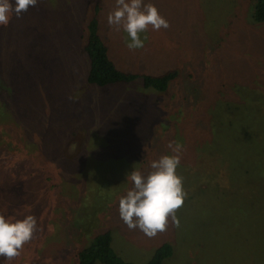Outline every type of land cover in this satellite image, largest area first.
<instances>
[{"label":"rangeland","instance_id":"rangeland-1","mask_svg":"<svg viewBox=\"0 0 264 264\" xmlns=\"http://www.w3.org/2000/svg\"><path fill=\"white\" fill-rule=\"evenodd\" d=\"M258 1L143 0L153 4L170 27L157 31L149 26L140 33L144 47L136 50L127 47L130 37L122 28L107 23L115 0H38L20 18L13 15L7 26H0V174L5 178L0 179V205L9 198L5 211L17 220L32 215L26 205L34 202L28 198L33 188L44 200L48 194L46 200H56L52 182L44 183L46 176L28 178L17 171L18 150L31 154L24 162L32 168L46 167L55 180H66L81 191L64 218L52 216L59 221L56 231L43 219L21 254L11 262L0 257V264H77V252L91 244L94 232L105 230L113 232L118 253L136 264H144L150 251L165 241H174L178 252L168 264H264V23L253 18ZM98 6L100 34L120 69L151 75L177 71L170 90L175 97L164 113L172 114L176 102L190 96L186 84L193 86L192 98L199 99L202 90L207 105L223 103L230 113L218 120L219 132L200 136L206 144L214 139L208 154L192 143L181 159L179 165L199 177L193 184L183 179L186 203L176 213L178 220L185 218L183 230L169 221L165 232L149 238L138 228L130 230L120 218L119 200L132 187L131 171L150 173L151 162L158 160L144 146V138L152 137L153 129L160 137L163 120L151 117L157 105L137 85L100 89L87 84L84 28ZM60 59L67 60L70 69ZM59 76L70 81L52 88L51 81ZM182 86L185 91L180 92ZM116 117L124 126L112 128L110 118ZM71 123L81 130L62 149L58 142ZM89 136L93 139L88 145ZM56 145L58 152L50 148ZM110 165L107 172L97 170ZM77 174L82 182L72 180ZM203 188L209 208L192 210L189 199ZM12 198L19 199L20 211ZM88 208L89 217L83 214ZM78 213L92 228L85 230L89 234L84 239L75 221Z\"/></svg>","mask_w":264,"mask_h":264},{"label":"trees","instance_id":"trees-1","mask_svg":"<svg viewBox=\"0 0 264 264\" xmlns=\"http://www.w3.org/2000/svg\"><path fill=\"white\" fill-rule=\"evenodd\" d=\"M96 9L97 10L95 14L90 18L89 22L86 24L84 28L85 32L88 34L87 43L85 46V52L89 59L87 84L89 86L97 87L100 89L113 87L114 85L115 86L128 85V84L137 85L138 88L140 89L139 90L140 92L141 90H143L142 95L148 94L151 96V98H153L151 100L153 103H156L157 106L154 105L152 106L154 112L151 113V117L155 120H158V118L160 117L163 120L161 124L162 131L159 137L158 131L156 129L154 131L153 129L156 125H153L151 128L153 129V133L155 134V137L154 134H152V137L146 136L144 139L147 141L144 146H147L146 148H151L148 149V151H151L154 155L158 157V159L163 155L174 154L173 152H170V148H168L169 142H173L174 144L178 143L181 145V152H180L181 159L188 156L187 148L192 143H195L200 148L203 147L201 152H205L208 154L206 150H208V145L214 142L213 141L214 139L209 144H206L205 140L200 138V136H205L208 133H211V131L215 133L221 130L222 127L216 126L218 124L217 123L218 120L221 119V117L224 114L226 113L230 114L226 111L225 108H222L224 104L223 103L217 104V101H212L210 102V104L207 105V101H206L207 99H205L202 90L199 99L192 98L191 94L194 92L191 88L193 86L186 84L185 87H187V90L189 89L191 90L190 96L184 95L182 97L184 98V102L182 101V99L179 102L175 101L177 103L176 111L173 112L172 114L168 115L164 113L167 111L168 106H170L168 105V100L171 99V97H175L173 94L171 95L170 90L172 89L173 83L176 82L177 78L179 77L178 73H176L177 71L175 72L169 70L160 75H151V74H142L139 72L138 73L125 72L122 69H120L116 64V62L110 57L109 48L100 34V29H99L100 22L98 18L100 7L98 6ZM253 18L257 23H264V0H259L256 3L254 8ZM47 58H49V56H47ZM60 62L63 65L65 64L69 66V64H67L68 63L67 60L62 61V59H60ZM47 66L50 69L52 68L50 64H48ZM52 71L53 69H51V72ZM54 80L55 81L53 80L51 81L52 88L60 86L58 84L65 86L67 84L66 82L70 81L68 77H62V76H59ZM71 83H73L72 80L71 82L68 83L69 90ZM180 84L181 83H179V85ZM197 86L198 84L194 88V90L196 91H197ZM55 90L56 89H54V91ZM183 90L184 88L180 92H182ZM177 96H179V94ZM188 97H190L191 100L195 102H192L190 99L189 101H187ZM62 99L64 102H66L68 100V97L64 95ZM161 104L164 105L165 107L164 110L162 109V107H159ZM203 111L206 112L205 116L203 115ZM110 119L112 120L113 123L112 128L124 126V123L119 122V119L117 117ZM147 122L148 121H146V124ZM71 125H72L71 128L68 127L65 128L64 133L61 136V140L58 142L61 145L59 147H61L62 149L76 135H78V131L81 130L80 127L75 128L74 123H71ZM92 139L93 136H89L88 145L91 143ZM50 148L52 149L56 148L55 152H58L59 150L57 149L58 148L57 145L56 147L52 146ZM21 154L23 155V158ZM29 156L31 157V154L29 152L18 150L15 156L18 165L17 171L19 170V172L26 173L27 176L31 175V177H35L37 175L46 176L44 177L45 179H43L45 180L44 183H47L49 181L52 182L53 185H51V190H53L54 192L53 194L56 200L55 202L53 200H49V201L46 200L49 198L48 197L49 194L44 200L42 194L38 193L37 189L33 188L31 192L32 196L28 198H33L34 202L32 204L29 203L26 206H30L32 210V215L37 220V227H40L41 221L45 219L47 222L48 221L50 222L49 226L55 225L50 228H53L56 231L57 229L56 227L57 225H59V221L56 219V217H52V216L60 215L61 219L64 218L65 214L68 213L71 205L75 203L74 200L81 197V191L79 188H70L69 182L67 184L66 180H62V181L55 180V178L51 177V174L49 173L50 170H48L46 167L32 168L30 164H26L24 162L25 158ZM203 157L208 158L210 157V155H206ZM181 159L180 162H182ZM109 162L110 160H107V163ZM204 167L206 166L203 165L202 168ZM109 168L112 169L111 165L110 167H104V166L98 167L97 170L104 173L107 172ZM33 169H37V171L33 172L32 171ZM97 170L95 175H99V172H97ZM186 170H191V168H186L185 166L179 165L176 170L177 175L182 177L184 180L185 179L188 180L191 183L192 181L198 180L199 177L197 171H193V173L192 172L189 173L186 172ZM4 171H6L8 175L9 167H6ZM144 171L145 173L143 175L147 176L149 172H147L146 169ZM10 173L13 174L14 172L10 170ZM88 174L90 175L89 169H88ZM193 175H195L197 178H195ZM3 176L4 175L1 173L0 179L1 178L2 180L5 179ZM29 177L30 176H28V178ZM72 180L82 182L79 174L73 177ZM5 186H7V184ZM42 186H40L39 189H42ZM88 190L93 191L94 194L92 195L94 198L95 195L98 198H100L98 196V193H96L92 188H89ZM84 192L82 193V196L85 199ZM197 195H192V197L189 199L191 208H193L192 210H194V208L197 209L198 207H201L200 211L209 208L210 201L208 202V205H206V195H207L206 190L204 188L199 189V193ZM23 198L28 199L26 198V196H24ZM199 199H202L203 201L198 202ZM18 200H19L18 198H12V201H10V202H14L13 207H17V209L20 208L18 207L19 204ZM8 203H9V198H7L6 201H2V204L0 205V208H2L0 214L4 215L7 219H9L11 215L7 211H5V207L8 205ZM184 203H186V200ZM200 203L201 206L198 205ZM45 209H47V213L44 216L43 212ZM20 210L21 209H19V211ZM37 212L38 215L40 216V221L38 220ZM90 212L91 210H89L88 208L86 211L84 210L83 214L89 217ZM85 215L78 213L75 218V221L78 222V224H81V227L78 229L79 230L78 233L81 239H84L89 234V231H85V230L92 229L91 227L88 228L87 226H85L86 220L88 219ZM179 224L181 230L185 229L186 227L185 218L180 219ZM94 233L91 244H89L88 247L79 250L75 255L77 264H136L134 262L128 261L121 254L118 253L114 245V237L112 231L105 230V231L96 232L95 234ZM71 235L74 236L72 231H71ZM59 239H60L59 240L60 243H64V241L61 240V236L59 237ZM176 246L177 245L174 241L162 242L161 244H159L157 247H155L153 250L150 251V253L147 255L146 262L144 264H168L173 260L174 256L177 255L178 253L175 251Z\"/></svg>","mask_w":264,"mask_h":264},{"label":"clouds","instance_id":"clouds-1","mask_svg":"<svg viewBox=\"0 0 264 264\" xmlns=\"http://www.w3.org/2000/svg\"><path fill=\"white\" fill-rule=\"evenodd\" d=\"M38 0H0V26H7L13 15L17 18L35 7ZM107 23L116 30L123 29L130 37V50L144 47L140 33L151 26L154 30L170 27L158 9L143 0H115V8L107 16ZM146 40L147 37L145 36ZM173 155H163L151 162L152 171L144 176L140 171H131L128 178L132 187L119 200V215L130 230L139 229L149 238L163 233L169 221L179 227L177 211L183 206L187 193L183 188V178L177 175L180 164L181 145L169 142ZM37 230V220L33 215L11 220L0 214V257L11 262L21 254Z\"/></svg>","mask_w":264,"mask_h":264}]
</instances>
